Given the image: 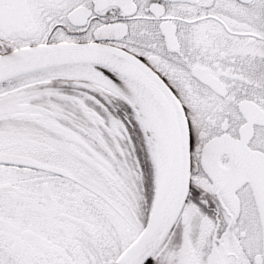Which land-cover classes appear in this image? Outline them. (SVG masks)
Here are the masks:
<instances>
[{
	"label": "snow or ice",
	"instance_id": "obj_1",
	"mask_svg": "<svg viewBox=\"0 0 264 264\" xmlns=\"http://www.w3.org/2000/svg\"><path fill=\"white\" fill-rule=\"evenodd\" d=\"M0 264H264V0H0Z\"/></svg>",
	"mask_w": 264,
	"mask_h": 264
}]
</instances>
